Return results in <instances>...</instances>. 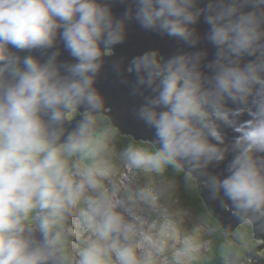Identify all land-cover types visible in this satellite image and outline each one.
<instances>
[{"label": "clouds", "instance_id": "1", "mask_svg": "<svg viewBox=\"0 0 264 264\" xmlns=\"http://www.w3.org/2000/svg\"><path fill=\"white\" fill-rule=\"evenodd\" d=\"M131 25L178 47L109 59ZM109 67L151 134L123 148L126 167H171L264 226V0H0V264H59L49 216L82 197L96 238L79 264H142L121 240L133 225L102 190L110 169L68 164L106 147L93 129L108 111L98 81ZM33 209L38 227L26 223Z\"/></svg>", "mask_w": 264, "mask_h": 264}, {"label": "rangeland", "instance_id": "2", "mask_svg": "<svg viewBox=\"0 0 264 264\" xmlns=\"http://www.w3.org/2000/svg\"><path fill=\"white\" fill-rule=\"evenodd\" d=\"M103 120L98 118L97 121ZM72 166L73 171L76 167L81 170L90 168L80 160H73ZM96 167L110 169V175L101 179L102 190L111 196L112 202L117 204V210L133 225L129 239L125 241L122 236L121 240L135 248L142 264H190L192 255L210 243L206 230H200L202 224L199 218L177 200L173 195L174 184L163 174L133 173L115 152L100 160ZM141 189L148 194L147 198L138 196ZM113 191L115 195H112ZM87 195L98 196L99 193L89 190ZM153 196L156 198L153 199ZM86 211L87 206L82 197L77 205L59 216H49V219L57 220L60 232L66 227L65 231L71 236V244H67V247H71L68 264H79L80 253L96 238L90 224L83 219L82 214ZM31 215L32 212L28 216L29 222L33 221ZM197 232L202 235L194 236L193 233ZM57 234L60 239L58 230ZM109 264H117L114 256Z\"/></svg>", "mask_w": 264, "mask_h": 264}, {"label": "water", "instance_id": "3", "mask_svg": "<svg viewBox=\"0 0 264 264\" xmlns=\"http://www.w3.org/2000/svg\"><path fill=\"white\" fill-rule=\"evenodd\" d=\"M120 9L117 8V11ZM204 26L201 25V31H203ZM178 45L175 41L168 39L167 37H160L152 33H147L140 30L135 25H131L129 28V34L126 42L122 45L116 47L115 51L110 53L109 59L118 60L122 63H127V61L134 55L148 50L150 48H158L162 54L168 55L177 49ZM66 56V54H65ZM107 67V66H106ZM98 85L105 95L106 104L108 111L105 115L110 119L111 124L117 128L121 135L133 136L135 140L138 141H148L150 140V132L145 130L140 126L131 115V108L133 105V98L129 95V90L127 86L121 83V77L117 75L109 67L105 70L103 76L98 81ZM79 117H75L72 120V124L67 127L70 129L75 125L76 120ZM97 129V123L94 125L93 132ZM198 191L206 204L209 213L216 218L221 226L223 227L224 233L227 238L232 236V233L239 228L244 223L250 222L244 219H238L232 215L229 211H225L219 204L218 201H213L208 199L207 190L203 188L199 180H196ZM38 218L42 216L40 210H37ZM52 225L54 233L57 230L54 228V223L52 219H49ZM28 225L32 227H37L26 221ZM251 223V222H250ZM253 232L256 239H262L264 245V226H258L252 223ZM59 245V264H64L65 254L62 242H58ZM230 264H236L239 258L234 254H230L229 257ZM226 260L224 258L213 256H206L204 259V264H225Z\"/></svg>", "mask_w": 264, "mask_h": 264}, {"label": "trees", "instance_id": "4", "mask_svg": "<svg viewBox=\"0 0 264 264\" xmlns=\"http://www.w3.org/2000/svg\"><path fill=\"white\" fill-rule=\"evenodd\" d=\"M102 119L104 120L101 122L97 121L98 130L93 133V138L94 139L98 138L99 140H101L106 145V147L102 148L95 156H84L83 154H77L75 156L69 157L71 162L69 161L68 164L72 170H73V166H72L73 160L76 161L80 160L90 168L96 167L97 163L100 160H104L105 158L110 156L112 152H115V154L119 156L123 148L126 147L127 144L132 142L133 140L137 142H142L144 146L148 145L149 143L148 141H142V140L138 141L135 140L133 136L121 135L118 132L117 128H115L111 124V121L107 116L106 118H102ZM163 175L166 178H168V180L171 183L174 184L173 195L177 198V200L181 202L185 208L192 210V212L195 214L196 217L198 216L201 217L202 221L205 224H207L210 227V229L212 228V230L214 231L212 234L213 236L208 235L209 238L211 237V239L215 240L217 243L212 248V250L216 252L220 251V253L225 254L229 249L227 237L224 233L223 227L221 226L220 222L216 218H214L207 210L206 204L204 203L203 198L201 197L198 191L196 180L195 181L189 180L184 173L177 172L171 167L167 168L163 173ZM31 217L33 221H31L30 223L38 226L40 221L38 218L37 211L35 209ZM52 219L54 222L55 229H57L61 234V238L59 239V241L62 242L64 245L65 264H68L67 257L68 254L70 253L71 247L70 246L67 247V244H71V236L65 231L66 227L60 232V228L56 224L57 220H55L54 218ZM27 221L29 222L28 218ZM241 227L242 225L239 228H237L235 231L241 229ZM245 229L246 230L250 229V231H247V233H249L248 234L249 236L251 235V233L254 234V232L251 231L253 228L245 227ZM235 231L232 233V236L234 235ZM208 253L209 252L206 250L205 247L199 248L197 252L192 255L193 258L191 259H194L195 257L201 259L200 258L201 254L206 255ZM198 264H203V262L200 260V263Z\"/></svg>", "mask_w": 264, "mask_h": 264}, {"label": "flooded vegetation", "instance_id": "5", "mask_svg": "<svg viewBox=\"0 0 264 264\" xmlns=\"http://www.w3.org/2000/svg\"><path fill=\"white\" fill-rule=\"evenodd\" d=\"M104 117L106 118L105 115H104ZM96 123H97V129H96V131H97L98 130V122L96 121ZM33 212H34V210L32 211V213ZM197 218H199V220L202 224V228H200V230H202V231L206 230L205 233H207L208 235H212L214 232L212 230V228L210 229V227L202 221L201 217L198 216ZM245 227L253 228L252 224L250 222L244 223L242 225L241 229H238L237 231H235L233 236H231L230 238H227L229 249L225 254L220 253V251L216 252V251L212 250V248L217 243L215 240H212L210 237L209 238L210 243L205 247L209 253L206 255L201 254L200 255L201 259L195 257L190 262V264H198V263H200V260L204 264V259L206 258V256H213V255L220 257V258H224L226 260L225 264H230L229 257H230V254H232V253H234L239 258V260L237 261L236 264H264V245H263L262 241L260 239H256L254 234H252V233L249 236L248 235L249 233H247V231H250V229L246 230ZM251 231L253 232V229ZM196 234L202 235L198 232L193 233L194 236ZM198 240H200V239H198ZM195 242L198 243L199 241H195Z\"/></svg>", "mask_w": 264, "mask_h": 264}]
</instances>
